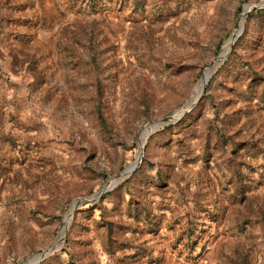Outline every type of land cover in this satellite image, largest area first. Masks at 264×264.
Segmentation results:
<instances>
[{
  "label": "rangeland",
  "instance_id": "obj_1",
  "mask_svg": "<svg viewBox=\"0 0 264 264\" xmlns=\"http://www.w3.org/2000/svg\"><path fill=\"white\" fill-rule=\"evenodd\" d=\"M51 244L264 264V0H0V264Z\"/></svg>",
  "mask_w": 264,
  "mask_h": 264
},
{
  "label": "water",
  "instance_id": "obj_2",
  "mask_svg": "<svg viewBox=\"0 0 264 264\" xmlns=\"http://www.w3.org/2000/svg\"><path fill=\"white\" fill-rule=\"evenodd\" d=\"M249 7H251V6H249ZM221 57H222V55H221V53H220L219 57H217V58L215 59V62H217ZM213 64H214V63L209 64V65H210V68L213 66ZM191 105H192V104H191ZM190 107H191V106H190ZM183 109H184V107H183ZM184 110H186V109H184ZM172 116H173V115H170V116L165 117L164 119L161 120V122H167V121H169V120L172 118ZM124 171H125V170H124ZM124 171L121 173V175H120L118 178H121V176H122V174L124 173ZM129 173H130V172H129ZM129 173H128L127 175H129ZM107 190H109V186L104 185L101 189H99L98 191H96L93 195H91V196H89V197H86V198H84L83 200H78L76 203H77V204H80V203H82V202H83L84 200H86V199L92 201V200L96 199L98 196H100L103 192H105V191H107ZM54 246H55L54 244H51V245L47 246L45 249L41 250L40 252L42 253V256L45 255V254H48L49 252H51ZM42 256H41V257H42ZM39 260H40V259H38V260L35 261V262H38ZM35 262H33V263H31V264H34ZM25 264H27V262H26Z\"/></svg>",
  "mask_w": 264,
  "mask_h": 264
},
{
  "label": "bare ground",
  "instance_id": "obj_3",
  "mask_svg": "<svg viewBox=\"0 0 264 264\" xmlns=\"http://www.w3.org/2000/svg\"><path fill=\"white\" fill-rule=\"evenodd\" d=\"M186 108H187V107H185L184 109H186ZM184 109H180V110H178L177 113L180 114ZM177 113H175L174 115H176ZM125 172H126V170H125L124 173L122 174L121 178H122V177H126L127 174H128L130 171H128L126 174H125ZM116 180H118V179H116ZM116 182H117V181H116ZM114 184H115V183H110V184H109V188H111ZM41 256H42V253L39 251L38 253H36V255H35V256H34L29 262H27V264H31V263L37 261L38 259L41 258Z\"/></svg>",
  "mask_w": 264,
  "mask_h": 264
}]
</instances>
